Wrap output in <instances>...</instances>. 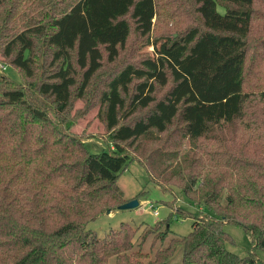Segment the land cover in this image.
<instances>
[{
  "label": "trees",
  "instance_id": "1",
  "mask_svg": "<svg viewBox=\"0 0 264 264\" xmlns=\"http://www.w3.org/2000/svg\"><path fill=\"white\" fill-rule=\"evenodd\" d=\"M7 1L0 56L29 82L0 76V264H165L177 248L178 264H261L229 252L222 226L264 252V0ZM158 19L189 26L168 35ZM156 23L164 31L150 37ZM130 35L151 51L116 66ZM89 94L110 146L98 153L58 123ZM131 162L197 209L187 235L169 237L167 221L137 245L126 224L103 240L85 230L123 204L115 180Z\"/></svg>",
  "mask_w": 264,
  "mask_h": 264
},
{
  "label": "rangeland",
  "instance_id": "2",
  "mask_svg": "<svg viewBox=\"0 0 264 264\" xmlns=\"http://www.w3.org/2000/svg\"><path fill=\"white\" fill-rule=\"evenodd\" d=\"M18 1L19 0H8L7 2H11V7H13ZM50 4V1H39V6L41 8H45ZM216 11L219 14H223L224 12L220 7H217ZM4 12L5 10H2L1 13ZM156 22L166 27V33L168 35L176 34V31L183 30L189 26V24L180 23L176 28H173L169 27L168 23L165 21L158 19ZM162 26L156 23L155 29L150 37L160 35V33L164 31ZM150 51L151 48L147 46L145 38H136V35H130L124 49L119 53L114 63L116 66L129 62L136 63L146 57L147 53ZM3 61L4 60L0 56V76L10 79L17 89L26 90L29 81L22 76L20 71L11 68L6 63H3ZM112 67L113 66H110V64H104L102 68L104 70L100 71L98 73L100 75L98 76L97 74L94 79L95 81L97 77H99L98 80L101 87L103 82L108 78L107 76L112 70ZM97 86L98 83H95V87ZM169 86L170 83L164 87H156L154 98H161ZM26 93L29 95V92L26 91ZM46 110H48V108H46ZM62 116L64 120L60 119V122L58 120L61 129H65L67 126V133L72 135L76 141L80 142L88 152L98 153L100 151L109 150L110 146L106 142V132L102 123L100 108L91 97V94L86 95L84 99L74 98L68 112ZM63 122H66V126L63 125ZM148 143L152 142L149 141ZM144 144L146 146L149 145L146 143ZM152 146L154 145L150 144L149 147ZM254 150L262 153L264 151V146L254 142ZM115 189L123 203L136 200L138 205L129 210H117V207L113 208L110 213L106 212L89 222L85 226V230L93 232L97 239H105L107 233L116 230L121 223L128 225L136 231L135 239H133L135 245L138 243V235L142 232L143 228L152 227L157 221H167L170 231L169 237H182L191 231V226L194 222L192 215L198 212L196 211L197 209L182 197L178 193V190L172 189L173 192L170 191V194L162 191L154 183L150 182L144 170L138 164L134 162L127 164L125 169L117 175ZM152 211L156 213L155 216L152 214ZM222 230L229 239V243H225V248L229 252L238 257H244L251 252L261 264H264V252L252 248L250 237L244 233L241 228L225 224L222 226ZM151 241L152 239H147L141 247V252L148 253L149 259H152V254L157 248V243H155L151 251L149 250ZM165 244L166 241L162 247H164ZM134 250H136V248H134ZM179 260L180 251L179 248H177L165 264H178ZM143 262H145V260ZM108 263L112 264V260L109 259Z\"/></svg>",
  "mask_w": 264,
  "mask_h": 264
},
{
  "label": "water",
  "instance_id": "3",
  "mask_svg": "<svg viewBox=\"0 0 264 264\" xmlns=\"http://www.w3.org/2000/svg\"><path fill=\"white\" fill-rule=\"evenodd\" d=\"M138 205L136 200L125 202L117 207V210H129L133 209ZM108 213V212H107Z\"/></svg>",
  "mask_w": 264,
  "mask_h": 264
},
{
  "label": "built area",
  "instance_id": "4",
  "mask_svg": "<svg viewBox=\"0 0 264 264\" xmlns=\"http://www.w3.org/2000/svg\"><path fill=\"white\" fill-rule=\"evenodd\" d=\"M152 214L155 216L156 215V213L154 212V211H152Z\"/></svg>",
  "mask_w": 264,
  "mask_h": 264
},
{
  "label": "crops",
  "instance_id": "5",
  "mask_svg": "<svg viewBox=\"0 0 264 264\" xmlns=\"http://www.w3.org/2000/svg\"><path fill=\"white\" fill-rule=\"evenodd\" d=\"M110 213V212H109Z\"/></svg>",
  "mask_w": 264,
  "mask_h": 264
}]
</instances>
